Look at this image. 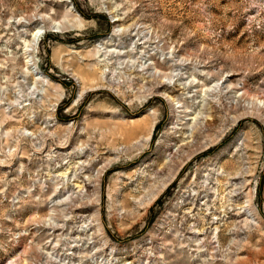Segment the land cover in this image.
Wrapping results in <instances>:
<instances>
[{
	"label": "rangeland",
	"instance_id": "374dc122",
	"mask_svg": "<svg viewBox=\"0 0 264 264\" xmlns=\"http://www.w3.org/2000/svg\"><path fill=\"white\" fill-rule=\"evenodd\" d=\"M0 264H264V0H0Z\"/></svg>",
	"mask_w": 264,
	"mask_h": 264
},
{
	"label": "bare ground",
	"instance_id": "6f19581e",
	"mask_svg": "<svg viewBox=\"0 0 264 264\" xmlns=\"http://www.w3.org/2000/svg\"><path fill=\"white\" fill-rule=\"evenodd\" d=\"M81 85V84H80Z\"/></svg>",
	"mask_w": 264,
	"mask_h": 264
}]
</instances>
